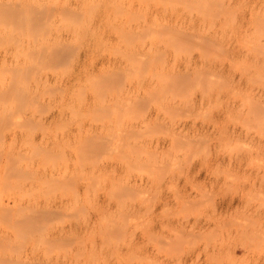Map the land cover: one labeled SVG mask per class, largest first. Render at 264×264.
Wrapping results in <instances>:
<instances>
[{
	"label": "rangeland",
	"instance_id": "374dc122",
	"mask_svg": "<svg viewBox=\"0 0 264 264\" xmlns=\"http://www.w3.org/2000/svg\"><path fill=\"white\" fill-rule=\"evenodd\" d=\"M0 264H264V0H0Z\"/></svg>",
	"mask_w": 264,
	"mask_h": 264
}]
</instances>
